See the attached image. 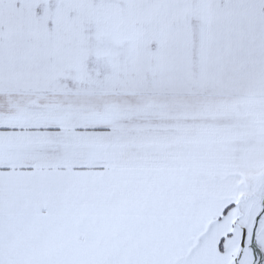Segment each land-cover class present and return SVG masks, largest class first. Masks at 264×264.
Instances as JSON below:
<instances>
[{"label": "crops", "instance_id": "1", "mask_svg": "<svg viewBox=\"0 0 264 264\" xmlns=\"http://www.w3.org/2000/svg\"><path fill=\"white\" fill-rule=\"evenodd\" d=\"M20 1L0 264H264V0Z\"/></svg>", "mask_w": 264, "mask_h": 264}, {"label": "rangeland", "instance_id": "2", "mask_svg": "<svg viewBox=\"0 0 264 264\" xmlns=\"http://www.w3.org/2000/svg\"><path fill=\"white\" fill-rule=\"evenodd\" d=\"M10 2L12 4H16L20 6V0H0V12H3L6 7L3 6L5 3ZM70 4L72 1L70 0H30L28 2H25L24 4L26 6H29L30 8L33 7H39V6H47V7H57L62 4ZM249 184V183H247ZM246 190V194H250L252 197V200H248L246 205H249L251 208L256 209V211L264 209V173L260 177H258L253 184L246 185L244 188ZM92 230L94 232L95 241L103 240V229L101 226H96L94 229H89V231ZM80 238H85V235H80ZM107 255H110L109 252ZM111 257V256H110Z\"/></svg>", "mask_w": 264, "mask_h": 264}]
</instances>
